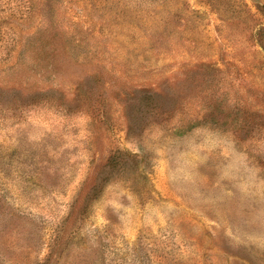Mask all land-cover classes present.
<instances>
[{"label": "rangeland", "instance_id": "rangeland-1", "mask_svg": "<svg viewBox=\"0 0 264 264\" xmlns=\"http://www.w3.org/2000/svg\"><path fill=\"white\" fill-rule=\"evenodd\" d=\"M0 264H264V0H0Z\"/></svg>", "mask_w": 264, "mask_h": 264}]
</instances>
